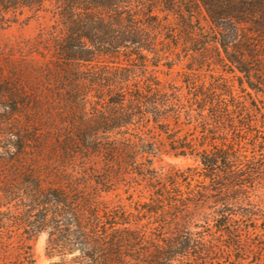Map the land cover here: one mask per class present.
Instances as JSON below:
<instances>
[{"label":"rangeland","instance_id":"374dc122","mask_svg":"<svg viewBox=\"0 0 264 264\" xmlns=\"http://www.w3.org/2000/svg\"><path fill=\"white\" fill-rule=\"evenodd\" d=\"M214 2L130 0L133 17L154 37V44L141 51L145 59L96 55L82 66L79 71L93 67L106 78L104 86L89 92L91 104L84 108L69 104L71 67L54 55L63 32L55 0L44 1L38 11L8 13L7 21L0 23V88L8 90L0 93V196L11 177L17 182L24 172L45 186L63 185L70 175L78 179L79 195L127 218L132 243L122 248L124 264H145L140 260L151 258L152 246L182 242L189 235L202 243L203 255L187 253L172 264H264V96L244 82L240 85L242 75L231 71L221 50L218 54L212 43H204L211 26L207 9L216 10ZM228 5L245 34L229 52L242 54L251 80L264 90V0H228ZM148 16L152 26L147 25ZM149 77L158 80L160 93H174L183 108H177V118L162 113L156 124L150 120L132 130V90ZM120 86L124 109H107L106 116L129 123L107 134L115 140L113 154L82 156L67 136L73 126H86L79 122L84 113L88 121L93 119L95 89L104 94L107 88L115 89L112 95ZM198 92L208 100L201 113L192 101L194 93L199 98ZM119 131L124 134H116ZM135 133L154 149L146 161L132 164V144L122 142H132ZM18 137L20 158L7 161L2 155L7 139ZM172 141L187 142L194 152L201 143L207 150L211 145L235 150L245 164L207 178L196 156L173 155ZM6 211L0 207V219L6 218ZM20 232L8 222L0 225V264H17L23 252L31 264H77L75 254L48 256L45 233L26 240ZM133 236L140 238L139 244L134 245Z\"/></svg>","mask_w":264,"mask_h":264},{"label":"trees","instance_id":"16d2710c","mask_svg":"<svg viewBox=\"0 0 264 264\" xmlns=\"http://www.w3.org/2000/svg\"><path fill=\"white\" fill-rule=\"evenodd\" d=\"M44 1L46 0H0V23L7 21L5 16L8 13H14L18 9L38 11ZM214 3L216 10L207 9L211 26L209 32L205 33L204 43H212L218 54L221 50L224 59L230 64L231 71L236 69L242 75L238 77L240 85L244 82L249 89L264 96V90L251 80L253 74L243 66L242 54L237 52L234 55L229 52L230 46L241 44L245 34L240 23L231 15L228 0H215ZM55 4L63 32L56 40L54 55L58 61L71 67L67 75L69 88L66 89L69 104L84 108L87 103L91 104L89 92L94 87L104 86L106 78L102 73L94 71L93 67L85 71L79 69L90 64L96 55L133 54L138 59H145L141 51L151 49L150 44H154V37H150L149 32H145L138 25L139 21L132 14L130 0H55ZM151 20V17L146 20L147 25L152 26ZM158 86L159 82L155 77L144 79L141 85L139 82L134 84L131 95L132 130H137L140 124L150 120L156 124L157 117L162 113L171 112L177 118V108H183L174 93H160ZM109 89L107 88L105 94L102 90H94L93 97L97 101L95 107H91L90 115L93 119L88 121L84 118V113L79 122L85 123L86 126H73L72 134L67 136L82 156L107 157L113 154L115 140H111L107 134L129 123L123 120L124 118H107V109L119 113L123 111L125 104V92L121 86L112 95L109 93L115 89ZM4 91H8L7 88H0V93ZM197 97L194 93L192 101L201 113L208 100L201 93L199 98ZM260 102L264 116V99ZM116 134H124V131ZM18 140L20 138L14 141L7 139V145L2 151L7 161L18 162L23 151ZM122 143L126 147L132 144V164H135L137 159L146 161L148 154L153 153V143L147 142L141 133L132 134V142L125 139ZM169 145L174 151V156H196L204 171L203 176L207 178L216 171L245 164L242 156L235 150L226 151L211 144V150H207L201 143L200 150L194 152V148L187 142L176 144L172 141ZM237 172H241V168ZM64 179L66 182L63 185L45 186L43 180L31 172H24L17 182L11 177L8 188L3 190L0 196V207L5 206L7 209L6 218L0 219V225L7 226L8 222L15 230L21 229L20 234L26 240L45 233V250L48 256L75 254L74 260L77 264H124L122 248L130 247L132 243V231L125 226L128 223L127 218L106 210L105 207L100 208L97 202L79 195L77 178L71 179V176L67 175ZM5 220L7 221L4 222ZM122 233L125 236L120 235ZM133 241L134 245H137L140 238L133 236ZM152 247L154 252L150 254L151 258L140 260L142 263L172 264L178 257L187 253L193 255L197 251L200 257L203 255L202 243L190 235L184 237L182 242L175 240L165 243V247L158 244ZM188 250L191 252H187ZM124 256L129 254L124 252ZM31 262L30 256L23 252L17 264Z\"/></svg>","mask_w":264,"mask_h":264}]
</instances>
